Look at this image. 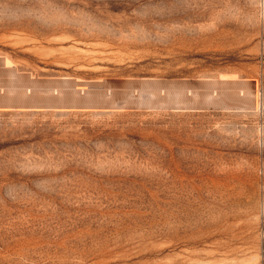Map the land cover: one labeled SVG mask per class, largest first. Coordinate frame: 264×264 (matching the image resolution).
<instances>
[{"label": "rangeland", "instance_id": "374dc122", "mask_svg": "<svg viewBox=\"0 0 264 264\" xmlns=\"http://www.w3.org/2000/svg\"><path fill=\"white\" fill-rule=\"evenodd\" d=\"M0 264H264V0H0Z\"/></svg>", "mask_w": 264, "mask_h": 264}]
</instances>
